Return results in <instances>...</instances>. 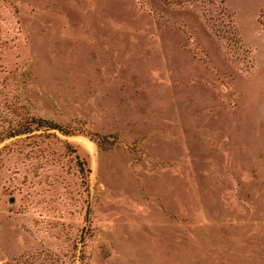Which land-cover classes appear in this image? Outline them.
<instances>
[{
	"label": "rangeland",
	"instance_id": "obj_1",
	"mask_svg": "<svg viewBox=\"0 0 264 264\" xmlns=\"http://www.w3.org/2000/svg\"><path fill=\"white\" fill-rule=\"evenodd\" d=\"M214 1L0 0V264H264V0Z\"/></svg>",
	"mask_w": 264,
	"mask_h": 264
},
{
	"label": "trees",
	"instance_id": "obj_2",
	"mask_svg": "<svg viewBox=\"0 0 264 264\" xmlns=\"http://www.w3.org/2000/svg\"><path fill=\"white\" fill-rule=\"evenodd\" d=\"M222 3L223 0H215L214 4L215 6L219 7V10L222 9ZM35 129H43V130H57L59 132H61L64 135H72V134H76L77 132H79L80 134L83 131H75L74 129H65L64 127H62L61 125H59L58 123L49 120V119H45V118H41V117H31L29 118L27 121H25L24 123H22L20 126L13 128L11 131H9L7 137H11V136H16L18 134H22L25 132H29ZM81 168V166H80Z\"/></svg>",
	"mask_w": 264,
	"mask_h": 264
}]
</instances>
